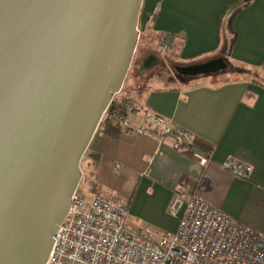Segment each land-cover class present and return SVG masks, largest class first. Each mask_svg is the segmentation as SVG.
Wrapping results in <instances>:
<instances>
[{
	"label": "crops",
	"instance_id": "0c3cea01",
	"mask_svg": "<svg viewBox=\"0 0 264 264\" xmlns=\"http://www.w3.org/2000/svg\"><path fill=\"white\" fill-rule=\"evenodd\" d=\"M138 32L136 49L143 58L123 95L190 133L191 144L175 150L171 137L159 142L122 129L116 137L97 131L88 147L97 159L95 192L109 199L131 196V222L174 232L182 211L173 217L168 205L173 186L183 183L189 193L264 234V0H142ZM152 35L161 40L153 42ZM166 37L181 68L224 58L251 73L224 82L204 74L162 87L156 69L159 54L167 53L159 49ZM146 56L153 60L147 66ZM129 120L143 124L141 117ZM203 157L209 158L205 166L199 163ZM230 159L251 166L248 178L222 167Z\"/></svg>",
	"mask_w": 264,
	"mask_h": 264
},
{
	"label": "water",
	"instance_id": "95a60500",
	"mask_svg": "<svg viewBox=\"0 0 264 264\" xmlns=\"http://www.w3.org/2000/svg\"><path fill=\"white\" fill-rule=\"evenodd\" d=\"M142 0H0V264H45L120 92ZM222 59L180 68L225 69Z\"/></svg>",
	"mask_w": 264,
	"mask_h": 264
},
{
	"label": "built area",
	"instance_id": "2783aa9c",
	"mask_svg": "<svg viewBox=\"0 0 264 264\" xmlns=\"http://www.w3.org/2000/svg\"><path fill=\"white\" fill-rule=\"evenodd\" d=\"M172 47L169 37L162 53ZM119 127L130 135H147L162 142L172 138L179 150L191 144V134L169 120L143 112L131 99H117ZM131 117L143 124L133 126ZM209 158H201L205 166ZM222 167L237 178H248L251 166L227 160ZM119 169L116 165L114 171ZM168 212L182 216L174 232H157L131 222L127 209L90 193L79 184L69 209L53 236L45 264H264V234L239 222L189 193L183 183L172 188Z\"/></svg>",
	"mask_w": 264,
	"mask_h": 264
},
{
	"label": "rangeland",
	"instance_id": "374dc122",
	"mask_svg": "<svg viewBox=\"0 0 264 264\" xmlns=\"http://www.w3.org/2000/svg\"><path fill=\"white\" fill-rule=\"evenodd\" d=\"M168 51L164 55L159 54L160 57L156 54V56L160 58V60H161L160 62L162 64V65L160 64L159 68L156 69V73L164 81V85L162 87H171V86H173L172 83L176 82L177 80L179 81V78L175 75V71L171 68V65H170V61L171 60L173 61L174 54L171 53L172 52L171 50L169 52ZM155 52H157V51H155ZM139 53H140V50L136 49L134 52L133 58L131 60L130 67L128 69L126 78H125L124 83L122 85V88H121L120 92L114 96L116 100L117 99H123V98L133 100V97L126 96V95L124 96L123 94H124V91L127 89V86H128L127 83L129 81H131L132 78H134V76L137 73V67L139 66V63H140V62L138 63V61L139 60L141 61V59L143 58V55L141 56V54H139ZM152 61H153L152 59H148L145 61L144 65L147 66ZM164 61H165V63H164ZM225 70L229 71V68H226ZM177 73L180 74L178 71H177ZM245 76H246V74L229 75L227 77L226 76L225 77H219V80L220 81L221 80H240V79H243ZM190 77L192 80H201L203 78V75L190 76ZM96 161H97L96 158H94L92 156V153L88 148L86 153L84 154L82 160H81L80 167H81L82 177H81V181L79 184L81 185V187L86 188V190L90 193L97 194L98 196H101L110 202L122 205L124 203V200L122 201L121 199H119L118 202H115L114 200L106 198L102 194L95 192V190L93 188V187H95L94 186L95 183L93 181V178H94V170H95V166H96ZM119 196L123 197V195H119Z\"/></svg>",
	"mask_w": 264,
	"mask_h": 264
},
{
	"label": "trees",
	"instance_id": "16d2710c",
	"mask_svg": "<svg viewBox=\"0 0 264 264\" xmlns=\"http://www.w3.org/2000/svg\"><path fill=\"white\" fill-rule=\"evenodd\" d=\"M150 38L153 42H158L161 40L159 35H152ZM151 47L154 49V45H152ZM219 58H222V56ZM213 59H216V58H206V59L200 60L198 62L192 63L188 66L202 64V63L208 62V61L213 60ZM223 60H224V63L226 65L225 69L229 68V71H226L225 69H223L221 71H218L215 74H207L206 76H211V77H219V76L225 77L226 76L227 77L229 75H239V74H250L251 73L250 70H247L243 66L231 64V63L227 62L224 58H223ZM170 65H171V68L175 71V75L182 82L186 83V82H190L192 80L190 76H182V75L177 73L176 70L183 67V65L176 64L173 61H170ZM224 81H228V80H221V82H224ZM116 102H117V100L114 97L110 106L108 107L106 113L104 114V117H103L98 129H97V131L104 133L105 135H108L110 137H116L119 134V132L121 131V128L118 125L120 110H119V107H118ZM188 147L189 146L187 145L181 149H185ZM93 188L95 189V187H93ZM123 197L116 195L111 200H114L115 202H118L119 199H121L122 201L124 200V203H123L124 205L123 204L122 205L127 209L128 205L131 201V196L127 197V198L126 197L123 198Z\"/></svg>",
	"mask_w": 264,
	"mask_h": 264
},
{
	"label": "bare ground",
	"instance_id": "6f19581e",
	"mask_svg": "<svg viewBox=\"0 0 264 264\" xmlns=\"http://www.w3.org/2000/svg\"><path fill=\"white\" fill-rule=\"evenodd\" d=\"M148 59H151L150 56H146V58L144 59V61L142 62V65L145 64V61L148 60Z\"/></svg>",
	"mask_w": 264,
	"mask_h": 264
}]
</instances>
